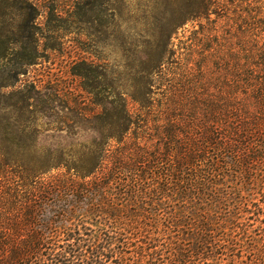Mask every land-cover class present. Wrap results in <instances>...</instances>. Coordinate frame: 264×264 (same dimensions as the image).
I'll return each instance as SVG.
<instances>
[{"label": "trees", "instance_id": "1", "mask_svg": "<svg viewBox=\"0 0 264 264\" xmlns=\"http://www.w3.org/2000/svg\"><path fill=\"white\" fill-rule=\"evenodd\" d=\"M168 6L169 12H182L173 34L192 21L210 20L217 10L224 12L218 0H174ZM38 16L27 12L28 30ZM36 36L10 56L12 62L19 56V68L0 81V109L9 111L0 118V264H209L218 251L232 259L229 264H245L232 254L239 244H229L211 221L188 224L172 209L162 232L158 218L169 209L165 202L177 197L217 201L214 195L225 179L222 164L232 170L264 159V38L261 43L254 35L242 53L227 55L223 65L224 43L209 41L200 45L198 69L190 59L162 72L174 55L168 40L154 54L158 66L149 62L147 78L138 81L142 91L130 96L140 105L139 113L129 110L122 86L113 82L107 87L111 84L102 74L105 86L96 94L101 112L92 126L86 110L69 106L58 91L18 87L40 59ZM75 76L86 80L88 73ZM57 117H71L78 126L57 127L56 133L88 131L92 140L48 141L54 130L41 122ZM150 124H157L159 143L151 150L138 142L137 155L127 154L132 131L149 132ZM149 202L150 208L141 206ZM132 207L142 215L132 214ZM166 233H174L175 240L165 241ZM254 256L250 264H264V249Z\"/></svg>", "mask_w": 264, "mask_h": 264}, {"label": "rangeland", "instance_id": "2", "mask_svg": "<svg viewBox=\"0 0 264 264\" xmlns=\"http://www.w3.org/2000/svg\"><path fill=\"white\" fill-rule=\"evenodd\" d=\"M171 1L174 2V0H27L30 10L29 6L25 5L26 0H0V56L7 46L10 49L5 53V57L0 58V81L19 68V56L17 61L13 62L10 56L20 54L19 48L23 47V43L33 44L34 40L30 39L36 33L40 59L36 65L27 69V74L21 77L18 87L28 84L45 92L47 89L58 91L69 106L78 104L86 110L87 117L92 119L90 123L95 126L97 120H94V116L101 112V108L96 105L98 102L96 94L105 86L101 85L102 74L107 77L105 82L111 84L107 87L112 86L113 82L122 86L129 110L132 113H139L140 105L134 103L130 96L139 90L142 91L138 87V81L142 77L147 78L145 71L149 62L158 66V57L152 62L154 54L161 51L168 40L171 43L169 50H173L174 55L173 60L159 70L162 72L177 68L179 63L184 64L190 59L194 63L193 66L198 69L197 64L202 58L200 49L204 45L207 46L209 41L217 39L218 44L224 43L221 49V65L226 62L227 55L234 53L237 56L238 53H242L245 44L256 39L254 35L260 36V42H263L264 30L262 31L260 26L262 21L264 23V0H239L241 8H236V2L233 0H218L220 5H223L224 12L217 10L219 15H212L210 20L192 21L178 32L175 31V34L173 24L176 16L182 12H169L168 4ZM184 11L185 14L191 13ZM27 12H31L32 15L35 12L39 14L35 21V25L38 26H29V30L24 23ZM255 26L260 29L253 31ZM193 46L195 53L189 56L188 50ZM81 63H86L92 69ZM210 67L216 70L212 63ZM80 72L83 74L87 72L88 78L82 80L76 77L75 74ZM8 113L9 111L4 112L0 109V118ZM152 119L149 118L148 122ZM41 124L54 130L50 132L48 141L61 140L63 137L68 141L90 142L93 138L88 131L80 135L56 133L54 128L57 127L76 129L77 121L71 117L67 120L52 118L50 121H42ZM156 127L157 124H150L149 132L144 131L145 133H141L137 128L136 132L132 131L125 146L127 154H136L138 142L142 143V147L147 146L150 149L156 146V143H159ZM139 134L140 138L136 139L135 136ZM224 166L225 164H222L220 168L225 177L218 185L221 191L214 195L217 201H209L213 199L211 197L197 198L194 202L187 199L183 201L179 197L170 202L166 201L165 207L169 209L165 208L166 212L160 214L158 229L163 232L164 224H169L172 214L167 213H173L172 209H175L174 213L183 217L182 221L188 224L199 225L200 221H211L223 232L222 236L230 240L229 244H239L233 253L230 251L234 254L235 261L250 264L256 258L254 253L264 249V159L258 161V164L233 165L232 170L230 166L225 169ZM150 205L151 202L141 206L147 209ZM191 208L194 211H191ZM131 210L132 214L136 212L142 215L136 207H132ZM151 214L155 212L146 215ZM165 236L167 238L165 241L175 240L172 239L174 233H166ZM241 247L243 251L240 250ZM229 261L232 259L218 251L217 258L209 264H229Z\"/></svg>", "mask_w": 264, "mask_h": 264}]
</instances>
